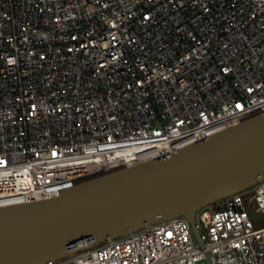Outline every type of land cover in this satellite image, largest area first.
Here are the masks:
<instances>
[{
    "label": "built area",
    "instance_id": "1",
    "mask_svg": "<svg viewBox=\"0 0 264 264\" xmlns=\"http://www.w3.org/2000/svg\"><path fill=\"white\" fill-rule=\"evenodd\" d=\"M263 112L264 0H0V208ZM219 202L47 264H264V181Z\"/></svg>",
    "mask_w": 264,
    "mask_h": 264
},
{
    "label": "water",
    "instance_id": "2",
    "mask_svg": "<svg viewBox=\"0 0 264 264\" xmlns=\"http://www.w3.org/2000/svg\"><path fill=\"white\" fill-rule=\"evenodd\" d=\"M264 181V112L172 154L85 179L57 198L0 208V264H47L186 218ZM211 264V255H209Z\"/></svg>",
    "mask_w": 264,
    "mask_h": 264
},
{
    "label": "rangeland",
    "instance_id": "3",
    "mask_svg": "<svg viewBox=\"0 0 264 264\" xmlns=\"http://www.w3.org/2000/svg\"><path fill=\"white\" fill-rule=\"evenodd\" d=\"M223 206L222 202H218L214 204L212 207H210V210L213 211L214 209L221 208Z\"/></svg>",
    "mask_w": 264,
    "mask_h": 264
},
{
    "label": "trees",
    "instance_id": "4",
    "mask_svg": "<svg viewBox=\"0 0 264 264\" xmlns=\"http://www.w3.org/2000/svg\"><path fill=\"white\" fill-rule=\"evenodd\" d=\"M94 177H97V176H91V177H88V178H85V179H91V178H94ZM85 179H84V180H85ZM215 204H216V203H215ZM213 205H214V204H213ZM213 205H212V206H213ZM212 206H211V207H212ZM217 209H218V208H217Z\"/></svg>",
    "mask_w": 264,
    "mask_h": 264
}]
</instances>
